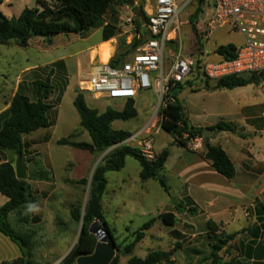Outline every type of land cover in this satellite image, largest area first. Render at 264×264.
<instances>
[{"label":"rangeland","instance_id":"374dc122","mask_svg":"<svg viewBox=\"0 0 264 264\" xmlns=\"http://www.w3.org/2000/svg\"><path fill=\"white\" fill-rule=\"evenodd\" d=\"M46 1L50 6L55 5L50 0ZM186 1L178 0V3L183 6ZM189 1L179 16L187 24L180 30L176 49L192 56L207 51L211 58H216L218 47L233 45L239 48L244 44V38L239 33L229 32L227 28L218 29L208 40L200 38L204 26L195 25L199 17L191 20L197 0ZM36 7L42 10L38 0H5L0 10L12 18L19 17L26 8ZM123 13L122 7H112L99 26L90 32L57 35L52 44L43 38H34L26 48L16 43L0 44V114L8 110L19 88L34 100L33 82L40 77L46 78L55 62L63 59L67 68L65 76L58 73L54 80L57 89L50 102L55 109L48 115L53 126L23 138L25 148L21 159L28 174L29 202L12 213L9 221L18 233L30 237L27 251L31 264H61L66 259L77 245L82 228V220L76 221L73 211L79 209L82 217L85 214L97 167L103 165L115 149L122 146L140 149V141L144 143L149 137L152 138L155 156L166 149L170 152L169 160L160 173L168 190L158 180L143 181L140 177L141 165L132 156L126 158L123 169L107 173L103 216L116 245L120 247L117 255L120 256L122 248L131 244L142 226L157 218L159 213L176 209L182 212L185 209L186 212L173 222V227L158 220L146 232L147 237L136 245L133 256L144 258L151 251L162 250L172 255L161 264H208L213 259L216 246H222L216 255L222 264H264V205L245 209L251 202L240 193V176L229 181L215 171V175H211L205 170L198 173L193 167L184 170L182 162L188 153L178 143L180 138L162 129V119L158 124L161 128L158 134L155 133L157 129H152L150 135L145 133L140 140L128 139L105 152L93 154L59 144L61 140L92 143L89 132L81 125L75 106L79 93H84L88 106L100 113L107 109L122 111L126 105L125 100L97 98L85 91L83 84L91 62L96 59V64L100 63L99 57H92V51L102 41V25L117 27V36L109 40L111 53L115 56L128 51L122 41L130 44L131 33L126 34L120 27ZM170 51L171 46L167 45L168 58ZM132 52L126 53L124 60ZM82 57H85L88 67L81 71ZM215 85V82L207 84L199 80L196 84L198 89L193 91L185 87L180 93V103L190 125H200L205 129L209 125L225 122L238 126L247 112L254 113L256 122L264 125V80L233 90L214 89ZM254 99L262 103L249 108ZM157 103L158 98L153 91L142 93L135 99L138 117L116 121L112 128L129 132L131 136L137 134L150 123ZM214 139L215 144L221 143L229 153L237 149L240 142L239 135L230 132H218ZM18 157L16 152L0 151V163L11 161L15 167ZM218 178H223V181ZM185 183H188L187 186ZM200 184L210 185L215 194L201 191ZM193 201L198 207L194 208ZM6 202L7 198L0 194V207ZM30 204L36 205L38 210L29 211ZM188 207H193L195 214L188 212ZM131 257L120 256L118 264H126ZM22 259L24 256L19 246L0 232V264H16Z\"/></svg>","mask_w":264,"mask_h":264},{"label":"trees","instance_id":"16d2710c","mask_svg":"<svg viewBox=\"0 0 264 264\" xmlns=\"http://www.w3.org/2000/svg\"><path fill=\"white\" fill-rule=\"evenodd\" d=\"M5 0H0V6ZM55 5L50 6L46 0H38L39 7L26 8L19 17L9 18L0 10V44L10 45L16 43L17 46L26 48L34 38H43L50 44L52 39L61 34H78L82 35L90 32L103 21L104 16L112 7H122L128 1L126 0H50ZM209 0H197V8L192 15V19H197L209 6ZM142 14V7L136 9ZM140 25V20L136 21ZM196 25V24H195ZM102 42H107L117 36V27L113 25L103 26ZM201 38V35H200ZM123 47L128 48L124 54H117L111 60L112 66H118L124 61L126 53L135 51L140 42L134 40L131 44L122 41ZM217 53L225 58H234L236 47L233 45L220 46ZM64 60H59L52 65L46 78H38L33 82L35 99L25 93L22 89L15 93L10 107L7 111L0 114V151H13L19 155L24 154L23 138L26 135L34 133L40 129H48L53 126L48 115L55 109V105L50 102L53 93L57 87L54 83L57 74L67 73ZM262 81L258 76H233L220 80L216 83L214 89L233 90L240 87H246ZM67 86V80H64V87ZM185 87L179 86L178 90L172 93L174 103L168 105L160 113L162 124L161 127L167 133L182 137L183 133H189L190 136H202V128L191 126L186 117L185 109L179 101V95ZM75 106L81 117V125L90 134L92 143H77L69 140L59 141L60 145L71 146L81 150L105 152L119 144H122L131 137L129 132L116 131L112 128L116 121H128L138 117V110L134 100L127 101L122 111L107 109L100 113L97 109H91L84 93H79L75 100ZM218 132L229 131L237 133V129L229 124L220 122L212 127ZM182 146L186 145L184 140H178ZM205 158L209 160L213 168L228 180L236 177L237 170L234 162L219 145H211L209 140L205 141ZM168 149L156 156L154 161L145 159L141 150L131 146H122L115 149L110 156L104 161L103 165L97 167L91 182L90 198L87 204L85 214L81 215L79 209L73 211L76 221L82 220V228L79 235L78 243L71 253L61 264H76L81 257L90 256L94 253L97 246V238L90 232V228L95 222L103 224L104 230L108 234L109 244L116 249V245L107 223L103 216V196L106 192L108 180L107 173L110 171H120L125 167L126 158L134 157L141 165L140 177L143 181L158 180L168 190L166 182L161 178L160 173L169 158ZM85 183V180H82ZM30 186L26 180H19L16 176V169L11 161L0 163V194L7 198V202L0 207V232L9 237L12 242L17 244L21 249L24 259L16 264H31L27 248L30 243V237L18 233L10 224V215L17 210L26 206L29 202ZM174 214L164 213L158 219L164 224L172 226ZM157 219H152L142 226L137 232L135 240L128 246L122 248L120 256H132L126 264H161L171 258L170 252L162 250L151 251L147 257L141 258L133 256L134 249L138 243L146 237ZM224 245L225 242H222ZM222 246H216L212 255L213 259L208 264L220 263L217 253ZM119 255L112 260L110 264H118Z\"/></svg>","mask_w":264,"mask_h":264},{"label":"built area","instance_id":"2783aa9c","mask_svg":"<svg viewBox=\"0 0 264 264\" xmlns=\"http://www.w3.org/2000/svg\"><path fill=\"white\" fill-rule=\"evenodd\" d=\"M126 1L128 3L122 6L124 13L120 16V27L126 34L131 33L130 44L137 40L140 45L116 67L110 62L96 64L95 59L83 84L85 91L109 100L129 101L142 93H155L158 106L150 123L132 135L129 141L140 140L145 133L150 135L152 129H157L156 134L160 132V113L175 102L172 93L179 86L196 90L199 80L209 84L233 76L255 75L264 80V0H212L199 16L196 25L204 26L201 36L206 40L222 28L244 38V44L236 48L235 57L230 59L219 55L217 49L216 58H211L207 51L192 56L176 49L180 30L187 24L179 16L189 0L183 6L178 0ZM140 7L142 14L136 11ZM137 20L140 25L136 24ZM167 45L172 49L169 58L166 57ZM180 139L194 151L205 147L203 135L192 137L183 133ZM140 145L143 157L154 161L152 138L144 143L140 141Z\"/></svg>","mask_w":264,"mask_h":264},{"label":"crops","instance_id":"0c3cea01","mask_svg":"<svg viewBox=\"0 0 264 264\" xmlns=\"http://www.w3.org/2000/svg\"><path fill=\"white\" fill-rule=\"evenodd\" d=\"M104 43H106V42L101 41L97 45V48L94 50H97L98 47ZM113 56L114 55L111 53V56H110V59L108 62H110V60L113 58ZM97 57H99V56H97ZM87 67H88V64L86 65L85 57H82L80 60L81 71ZM179 101H180V95H179ZM126 103H127V101H126ZM261 103H262L261 101H259V100L256 101L254 99L253 105H251V107H249V108H255V107L259 106ZM245 109H248V108H244V110ZM138 115H139V112H138ZM218 123H220V122H218ZM218 123H215L213 125H209V127H207V128H212V127L216 126ZM223 123H225V122H223ZM226 124L234 126L237 129V133H235V134H238L239 138H240V142L237 146V149H233L232 153H229V151H227V149H225L221 145V143H217L219 146H221L224 149V151L228 154V156L231 158V160L234 162V164L236 166V170H237L236 177L233 180H229V181H234L239 176L241 177L240 183H241L242 191L240 190L241 191L240 193H243V195H246L251 202V204L249 206L245 207V209H247L249 207H255V206L261 205V204L264 205V125L262 126L261 124H258L256 122L255 114L250 113V112H247L243 116V120H242V123L240 125L237 126V125H234L233 123H226ZM191 126H193L195 128L204 129L200 125L195 126V125L191 124ZM223 132H229V131H223ZM216 133H218V131ZM230 133H232V132H230ZM214 135L209 139V142L211 145H217L214 143L215 142ZM182 147L188 153V154H186L187 157H186L185 161L182 162L184 170L190 169L193 167L194 170L198 173H201L202 171L205 170V171H208L209 173H211V175H215L214 174V171H215L220 177L227 179L224 176L220 175L213 168L211 162L205 158L206 149L194 151V150L189 149L187 147V145L182 146ZM169 157H170V155H169ZM168 160H169V158H168ZM166 164H167V162H166ZM166 164H165V166H166ZM239 164H240V169H239ZM165 166H164V168H165ZM223 178H218V180L221 182V180ZM185 184L187 186L188 183H185ZM199 189L201 191H206L208 193L215 194V191L213 190V188L210 185L208 186L206 184H200ZM193 203L195 205L194 208L198 207L194 201H193ZM175 209H176V207H175ZM187 211L188 212L193 211L195 214V210H193V207H188ZM168 212L174 214V216H175L174 221H176L186 211H185V209H183L182 212H179L177 209L171 210V211H164L162 213H159L158 217L161 214L168 213ZM158 217L154 218V219H157L155 224L158 223V220H159ZM159 221H161V220H159ZM166 226H168V225H166ZM168 227H173V225L168 226ZM146 237H147V234H146ZM147 255H146V257H147Z\"/></svg>","mask_w":264,"mask_h":264},{"label":"water","instance_id":"95a60500","mask_svg":"<svg viewBox=\"0 0 264 264\" xmlns=\"http://www.w3.org/2000/svg\"><path fill=\"white\" fill-rule=\"evenodd\" d=\"M218 130L213 128H205L203 130V136L208 141ZM16 176L19 180H26L28 178L27 169L25 164L22 162L21 155H19L16 162ZM91 234L97 238V246L92 255L81 257L77 260L76 264H110L116 257L120 249H116L114 246L109 244L108 232L104 230L103 224L95 222L90 228Z\"/></svg>","mask_w":264,"mask_h":264},{"label":"bare ground","instance_id":"6f19581e","mask_svg":"<svg viewBox=\"0 0 264 264\" xmlns=\"http://www.w3.org/2000/svg\"><path fill=\"white\" fill-rule=\"evenodd\" d=\"M96 56H99L100 63H107L111 56V42L107 41L99 46L97 50L92 51V57L94 58Z\"/></svg>","mask_w":264,"mask_h":264},{"label":"clouds","instance_id":"9594fccd","mask_svg":"<svg viewBox=\"0 0 264 264\" xmlns=\"http://www.w3.org/2000/svg\"><path fill=\"white\" fill-rule=\"evenodd\" d=\"M28 209H29V211H36V210H38L37 207H36V205H33V204H30L28 206Z\"/></svg>","mask_w":264,"mask_h":264}]
</instances>
